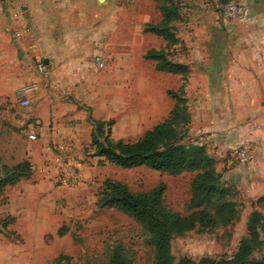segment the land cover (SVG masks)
I'll return each mask as SVG.
<instances>
[{
  "label": "rangeland",
  "instance_id": "obj_1",
  "mask_svg": "<svg viewBox=\"0 0 264 264\" xmlns=\"http://www.w3.org/2000/svg\"><path fill=\"white\" fill-rule=\"evenodd\" d=\"M229 1L249 7L245 23L225 16V0H172L167 3L174 11L172 39L143 40L150 36L144 30L161 20L162 3L105 0L83 28L87 32L77 31L68 41L67 56L76 59L69 66L56 62L59 52L46 50L37 36H14L18 46L31 48L14 67L0 69V172L14 166L3 162L5 155L12 162L21 160L24 148L35 158L24 159L30 174L0 193V264H109L117 248L130 264H153L154 247L144 227L131 215L98 205L107 178L134 193L163 186L161 206L179 217L198 209L209 212L212 225L172 235L173 264L181 257L233 258L252 212L264 217V59L256 55L264 50V0ZM149 46L163 48L164 60L187 64L184 92L177 91L182 77L152 78L155 60L144 56ZM94 55L102 56V67L95 66ZM44 58L55 61L47 75H39L36 64ZM31 83L38 85V98L22 106L17 91ZM174 90L178 97L171 96ZM173 103L180 111L171 141L202 146L216 175L200 208L191 202L197 171L123 168L98 156L92 143L97 134L99 142H134L163 122ZM93 120L104 123V134L95 132ZM71 132L73 145L54 141ZM28 133L36 139L31 141ZM253 134L257 141L249 139ZM218 137H227L230 145ZM244 143L251 147L252 160L232 155ZM44 145L49 156L39 158ZM67 161L80 174L77 184L57 181L58 163L66 166ZM258 231L262 244L251 255L256 259L264 257L263 221Z\"/></svg>",
  "mask_w": 264,
  "mask_h": 264
},
{
  "label": "trees",
  "instance_id": "obj_2",
  "mask_svg": "<svg viewBox=\"0 0 264 264\" xmlns=\"http://www.w3.org/2000/svg\"><path fill=\"white\" fill-rule=\"evenodd\" d=\"M155 1L162 3L159 7L162 17L159 23L150 26L147 31H153L170 40L173 35L169 22L170 19L172 20L171 16L174 11L167 6V3L172 0ZM228 1L225 0L226 3ZM145 57L156 61L160 60L156 65L157 69L171 72L184 70L182 64L164 60L162 51L150 50L145 54ZM171 96L175 98L179 94L173 93ZM174 105L163 122L147 130L134 142L106 139L99 142L100 139L97 137L99 134H97L94 135L92 143L96 145L98 156L123 168L146 166L171 174H178L183 170L197 171L192 181L194 196L191 202L192 205L198 207L202 198L212 191L216 175L202 146H186L171 141L170 134H172L175 124L173 122L180 111L178 103ZM92 124L96 126L95 132L99 131L101 135L104 134L102 121L93 120ZM30 171V164L27 161L12 167L3 166L0 172V193L4 187L15 184L22 177H27ZM162 193L163 186L155 187L146 193H134L123 182L107 178L102 183L97 203L101 207L115 208L131 215L144 227L149 233V242L154 247L155 262L153 264H173L170 248L172 235L192 229L196 225L208 227L213 224V220L209 212L204 209L195 210L187 217H179L167 212L161 206ZM262 221L264 224V217L259 212L253 211L247 222V236L239 242L238 249L232 259L203 256L195 261L189 257H181L176 264H238L247 259L257 261L253 264H264V257L260 259L251 257L255 248L262 244L258 231ZM109 264L130 263L123 251L117 248L112 253Z\"/></svg>",
  "mask_w": 264,
  "mask_h": 264
},
{
  "label": "crops",
  "instance_id": "obj_3",
  "mask_svg": "<svg viewBox=\"0 0 264 264\" xmlns=\"http://www.w3.org/2000/svg\"><path fill=\"white\" fill-rule=\"evenodd\" d=\"M104 1L105 0H0V69H10L14 67L15 63L21 61V56L22 55L24 56L26 51H29V49L31 48L30 45H24V44L18 46L15 42L16 40L14 37L15 35H20V38L22 36H27V35L37 36V42L42 44V46L46 50L59 52L60 57L55 58L56 62L61 63L60 65L63 66H69L70 64L74 65L76 59H74V57H72V59H69L67 56L68 50L72 49L71 47H69L68 44L70 43L68 41L71 42L73 41V35H75L77 31H79V33L87 32V30L83 28H86L89 19H93L95 13L103 8L102 4ZM144 31L146 33H150V36H145L143 40L153 39L154 36L159 38L161 37L156 33H154L153 31H147V30ZM171 33L174 34L173 30H171ZM162 49L163 48L161 47L156 48L154 46H149L144 51V56L150 50L163 52ZM94 56H93V62H94ZM99 56L103 60L102 56L101 55ZM54 61H52L51 59L49 60L48 58H44L42 62L47 66V68H49L51 63H53ZM159 61L160 60L158 61L155 60V62L153 61L154 74L152 75V78L182 77L183 84L179 85L177 91H179V89L181 91L183 90L185 91L184 83H186V80L184 76L187 71L186 69L187 64L185 63L182 64L184 66L183 71L171 72L167 70L157 69L156 65ZM172 63H177V62L173 61ZM95 66L97 65L95 64ZM0 74H2L1 71ZM39 75H43V74H39ZM14 78H15V74H13L10 80L9 79L7 80L12 81L14 80ZM181 85L183 86V89ZM37 89H38V85H37ZM172 92L178 94V92H176L175 90ZM37 98H38V94L35 91L31 96L30 103L32 101H35ZM173 106L174 103L172 107ZM29 134H34V133H28V135ZM69 134L71 135H68L66 138H64V136H62L63 138H61L59 135H56L54 137V141H56L61 147H64L67 144V142L68 144L73 145L75 141V136L73 132ZM218 138H219L218 140H221L220 141L221 143L225 142L224 143L225 145L227 146L230 145L229 144L230 140L227 137H218ZM35 139H30V140L32 141ZM249 139L252 141H257L254 134L251 135ZM210 140H212V138H210ZM4 145L5 147L12 146L11 144L7 145V143H4ZM19 145L22 147L24 146V142L22 139L20 140ZM45 147L46 146L44 145L41 151L38 152L39 158H44L45 155L48 154V151L45 150ZM260 151H264V148L260 149ZM41 153L43 154L41 155ZM259 155L260 154L258 153L257 159L259 158ZM261 155H260V159H261ZM22 156L23 159L12 162L10 161V156L5 155L3 162L11 166L23 162L25 160H32V158H35V156H33L32 153L24 150V148L22 151ZM67 162H68L67 164L69 165L71 164L69 161ZM106 162L108 161L106 160ZM58 164L60 167L64 165L62 162L61 163L59 162ZM44 169H45L44 171H46V168ZM21 180H23V178H20L19 181H17L13 185H8L4 187L3 192H8L9 189H11L16 184L20 183ZM262 193H263L262 195H264V190L262 191Z\"/></svg>",
  "mask_w": 264,
  "mask_h": 264
},
{
  "label": "built area",
  "instance_id": "obj_4",
  "mask_svg": "<svg viewBox=\"0 0 264 264\" xmlns=\"http://www.w3.org/2000/svg\"><path fill=\"white\" fill-rule=\"evenodd\" d=\"M224 14L227 18L235 19L238 22L245 23L250 18L249 7L242 2L236 1H228L224 5ZM257 58L264 59V50L256 51ZM94 62L98 67H102L104 65L103 60L99 55L94 56ZM36 71L39 74L46 75L48 73L47 66L42 62H38L36 64ZM37 85L34 83L27 84L17 91V96L19 98L20 104L22 106H27L31 101V96L36 91ZM29 139H35L36 136L34 134L28 135ZM232 155L237 159L243 161H249L253 159V153L249 144L244 143L238 148H235L232 151ZM57 181L61 185H72L77 184L81 181L80 174L76 172L74 169L70 167L69 164L61 167V171H59Z\"/></svg>",
  "mask_w": 264,
  "mask_h": 264
},
{
  "label": "water",
  "instance_id": "obj_5",
  "mask_svg": "<svg viewBox=\"0 0 264 264\" xmlns=\"http://www.w3.org/2000/svg\"><path fill=\"white\" fill-rule=\"evenodd\" d=\"M44 62H46V61H44ZM253 264V263H257V261H255V260H246V261H241L239 264Z\"/></svg>",
  "mask_w": 264,
  "mask_h": 264
}]
</instances>
